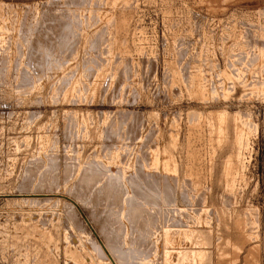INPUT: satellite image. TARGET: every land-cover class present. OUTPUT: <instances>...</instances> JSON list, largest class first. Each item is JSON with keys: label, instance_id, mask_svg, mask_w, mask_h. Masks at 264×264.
<instances>
[{"label": "rangeland", "instance_id": "obj_1", "mask_svg": "<svg viewBox=\"0 0 264 264\" xmlns=\"http://www.w3.org/2000/svg\"><path fill=\"white\" fill-rule=\"evenodd\" d=\"M0 24V264H264V0H0Z\"/></svg>", "mask_w": 264, "mask_h": 264}, {"label": "bare ground", "instance_id": "obj_2", "mask_svg": "<svg viewBox=\"0 0 264 264\" xmlns=\"http://www.w3.org/2000/svg\"><path fill=\"white\" fill-rule=\"evenodd\" d=\"M81 1H82V0H81ZM85 2H86V1H85ZM89 2H90V1H89ZM83 4H84V3H83ZM78 10H79V9H78ZM83 10H84V9H83ZM69 11H71V10L69 9ZM72 12H73V11H72ZM81 12H83V11H81ZM65 13H67V12H65ZM79 13H80V12H79ZM70 14H71V13H70ZM88 14H89V13H88ZM6 15H7V14H6ZM64 15H65V14H64ZM75 15L78 16L77 14H75ZM9 17H10V16H9ZM63 17H64V16H63ZM66 17H67V16H66ZM81 17H82V16H81ZM81 17H80V18H81ZM84 17H86V16L84 15ZM39 18H40V17H39ZM88 18H89V17H88ZM92 18H93V17H92ZM63 19H64V18H63ZM84 19H86V18H84ZM8 20H9V19H8ZM82 20H83V19L81 18V21H82ZM10 21H12V20H10ZM33 21H34V20H33ZM62 21H63V20H62ZM66 21H67V20H66ZM70 21H71V20H70ZM75 21H76V20H75ZM75 21H74V22H75ZM88 21H89V20H88ZM82 22H83V21H82ZM1 23H2V22H1ZM11 23H12V22H11ZM36 23H37V22H36ZM36 23H35V24H36ZM71 23H72V22H71ZM80 23H81V22H80ZM3 24H4V23H3ZM31 24H33V23H31ZM0 25H1V24H0ZM36 25H37V24H36ZM1 26H3V25H1ZM30 26H31V25H30ZM54 26H55V25H54ZM64 26H65V25H64ZM33 27H34V26H33ZM38 27H39V26H38ZM60 27H61V26H60ZM62 27H63V26H62ZM67 27H68V26H67ZM77 27H78V26H77ZM2 28H3V27H2ZM31 28H32V27H31ZM31 28H29V29H31ZM52 28H53V27H52ZM65 29H66V28H65ZM32 30H33V29H31V32H32ZM35 30H36V29H35ZM63 31H64V30H63ZM21 32H22V31H21ZM57 32H59V31H57ZM70 32H71V31H70ZM75 32H76V31H75ZM75 32H74V33H75ZM100 32H101V31H100ZM60 33H61V32H60ZM101 33H102V32H101ZM28 34H29V33H28ZM35 34H37V33H35ZM47 34H48V33H47ZM67 34H68V33H67ZM26 35H27V34H26ZM55 35H56V34H55ZM30 36H31V35H30ZM39 36H41V35H39ZM66 36H67V35H66ZM66 36H65V37H66ZM26 37H27V36H26ZM26 37H24V38H26ZM28 37H29V36H28ZM65 37H64V38H65ZM101 37H102V36H101ZM36 38H37V37H36ZM26 39H27V38H26ZM62 39H63V38H62ZM23 40L26 41L25 39H23ZM43 40H44V39H43ZM24 41H23V42H24ZM23 42H22V43H23ZM27 42H28V41H27ZM31 42H32V41H31ZM53 42H54V41H53ZM64 42H65V41H64ZM18 43H19V42H18ZM57 43H58V42H57ZM27 44H28V43H27ZM37 44H38V43H37ZM42 44H43V43H42ZM72 44H73V43H72ZM72 44H71V45H72ZM5 45H6V44H5ZM17 45H18V44H17ZM45 45H46V44H45ZM58 45L60 46V43H59ZM64 45H65V44H64ZM66 45H67V44H66ZM68 45H69V44H68ZM25 46H26V45H25ZM29 46H30V45H29ZM29 46H27V47H29ZM62 46H63V45H62ZM62 46H61V48H62ZM42 47H44V46H42ZM49 47H50V46H49ZM38 48H39V47H38ZM43 49H44V48H43ZM43 49H41V50H43ZM63 49H64V48H63ZM73 49H74V48H73ZM247 49H248V48H247ZM251 49H252V48H251ZM33 50H34V49H33ZM44 50H46V49H44ZM47 50H48V49H47ZM47 50H46V51H47ZM63 51H64V50H63ZM30 52H31V51H30ZM61 52H62V51H61ZM68 52H69V51H68ZM32 53H33V52H32ZM62 53H63V52H62ZM22 54H23V53H22ZM24 54H25V52H24ZM34 54H36V53L34 52ZM37 54H38V53H37ZM43 54H44V52H43ZM60 54H61V53H60ZM259 54H260V53H259ZM249 55H250V54H249ZM20 56H21V55H20ZM41 56H43L42 58L44 59L45 56L42 55V53H41ZM41 56H40V57H41ZM10 57H11V56H10ZM22 57H23V56H22ZM30 57H31V56H30ZM33 57H34V56H33ZM4 58H5V57H4ZM27 58H28V56H27ZM36 58H37V56H36ZM237 58H238V57H237ZM249 58H250V57H249ZM19 59H20V58H19ZM33 59H34V58H33ZM40 59H41V58H40ZM43 59H42V60H43ZM234 59H235V58H234ZM29 60H30V59H29ZM45 60H46V59H45ZM244 60H245V59H244ZM27 61H28V60H27ZM39 61H40V60H39ZM12 63H13V62H12ZM20 63H21V62H20ZM36 63H37V62H36ZM40 63H41V62H40ZM40 63H39V64H40ZM43 63H44V62H42L41 65H42ZM254 63H255V62H254ZM29 64H30V63H29ZM37 64H38V63H37ZM44 64H45V63H44ZM44 64H43V65H44ZM22 65H23V64H22ZM261 65H262V64H261ZM29 66H30V65H29ZM245 66H246V65H245ZM235 67H236V66H235ZM247 67H248V66H247ZM259 67H260V66H259ZM34 68H35V67H34ZM41 68H42V66H41ZM234 69H235V68H234ZM236 69H237V68H236ZM240 70H241V69H240ZM263 71H264V70H263ZM240 72H241V71H240ZM25 75H26V74H25ZM25 80H26V79H25ZM204 86H205V85H204ZM20 93H21V92H20ZM26 113H27V112H26ZM246 119H247V118H246ZM248 119H249V118H248ZM240 122H241V120H240ZM118 123H119V122H118ZM104 129H105V128H104ZM105 130H106V129H105ZM239 132H240V130L238 131V133H239ZM242 133H243V132H242ZM242 133H240L239 135H237V136L235 137V138H237V140L235 141V143H237L238 141H239V142H240V141L243 142V140H241V134H242ZM116 134H117V133H116ZM236 134H237V132H236ZM140 135H141V134H140ZM245 137H246V136H245ZM129 139H130V138H129ZM242 139H243V138H242ZM149 142H150V141H149ZM237 144H239V143H237ZM241 144L243 145V143H241ZM241 144H240V145H241ZM239 147H240V146H239ZM239 147H238V148H239ZM238 148H237V149H238ZM235 151H236V150H235ZM242 151H243V150H242ZM127 152H128V151H127ZM151 153H153V152H151ZM235 153H236V152H235ZM238 155H239V154H238ZM36 156H37V155H36ZM100 159H101V158H100ZM100 159H99V160H100ZM44 161H45V160H44ZM70 161H71V160H70ZM152 161H153V160H152ZM170 161H171V160H170ZM141 162H142V160H141ZM46 163H47V162H46ZM97 163H98V162H97ZM133 163H134V162H133ZM232 163H233V162H232ZM168 164H169V163H168ZM229 164H230V162H229ZM97 165H98V164H97ZM147 165H148V164H147ZM155 165H156V164H155ZM130 166H131V165H130ZM156 166H157V165H156ZM228 166H229V165H228ZM228 166H227V167H228ZM99 167H100V166H99ZM141 167H142V165H141ZM148 167H149V166H148ZM152 167H153V166H152ZM240 167H241V166H240ZM45 168H46V167H45ZM231 168H232V167H231ZM37 169H38V168H37ZM156 169H157V168H156ZM163 169H164V168H163ZM166 169H167V167H166ZM100 170H101V169H100ZM227 170H229V169L227 168ZM230 170H231V169H230ZM77 171H78V170H77ZM101 171H102V170H101ZM101 171H100V172H101ZM131 171H132V170H131ZM170 171H171V170H170ZM43 173H44V172H43ZM116 174H117V173H116ZM154 174H155V173H154ZM75 175H76V174H75ZM122 175H123V174H122ZM148 175H149V174H148ZM169 175H170V174H169ZM34 176H35V175H34ZM155 176H156V175H155ZM150 177H151V175H150ZM153 177H154V176H153ZM162 177H163V176H162ZM27 178H28V177H27ZM34 178H35V177H34ZM114 178H115V177H114ZM145 178H146V177H145ZM160 178H161V177H160ZM169 178H170V177H169ZM115 179L118 180V178H115ZM154 179H156V178H154ZM107 180H109V179H107ZM143 180H144V179H143ZM150 180H151V178H150ZM165 180H166V178H165ZM112 181H113V180H112ZM122 181H123V180H122ZM124 181H125V179H124ZM139 181H140V180H139ZM163 181H164V180H163ZM178 181H179V180H178ZM126 182H127V181H126ZM154 182H155V181H154ZM169 182H171V179H170ZM124 184H125V183H124ZM131 184H133V183H131ZM141 184H142V183H141ZM141 184H140V185H141ZM146 184H147V183H146ZM101 185H102V184H101ZM109 185H110V184H109ZM113 185H114V184H113ZM113 185H112V186H113ZM121 185H123V184H121ZM136 185H137V184H136ZM152 185H153V184H152ZM173 185H174V184H173ZM178 185H179V184H178ZM183 185H184V183H183ZM227 185H228V184H227ZM227 185H226V186H227ZM229 185H230V184H229ZM229 185H228V186H229ZM233 185H234V184H233ZM86 186H87V185H86ZM123 186H124V185H123ZM138 186H139V185H138ZM175 186H177V185H175ZM226 186H225V187H226ZM115 187H116V186H115ZM124 187L128 188V190L130 191L129 187L131 188V185L128 186V187H127V186H124ZM134 187H135V186H134ZM155 187H156V186H155ZM160 187H161V185H160ZM166 187H167V186H166ZM86 188H87V187H86ZM98 188H99V187H98ZM98 188H97V189H98ZM109 188L111 189V187H109ZM120 188H121V187H120ZM120 188H119V189H120ZM139 188H140V187H139ZM143 188H144V187H143ZM170 188H171V187H170ZM107 189H108V188H107ZM115 189H117V188H115ZM148 189H149V188H148ZM161 189H162V188H161ZM166 189H167V188H166ZM88 190H89V189H88ZM88 190H87V192H88ZM93 190H94V189H93ZM113 190H114V189H113ZM140 190H141V189H140ZM158 190H159V189H158ZM81 191H82V190H81ZM91 191H92V190H91ZM95 191H96V190H95ZM106 191H107V190H106ZM124 191H125V189H124ZM131 191H132V190H131ZM136 191H138V190H136ZM142 191H143V190H142ZM145 191H146V190H145ZM164 191H165V190H164ZM27 192H28V191H27ZM82 192H83V191H82ZM87 192H86V194H87ZM89 192H90V191H89ZM96 192H97V191H96ZM151 192H152V191H151ZM162 192H163V191H162ZM108 193H109V192H108ZM113 193H114V191H113ZM117 193H119L118 190H117ZM130 193H131V192H130ZM138 193H140V192H138ZM159 193H160V192H159ZM179 193H180V192H179ZM29 194H30V193H29ZM29 194H27V195H29ZM37 194H38V193H37ZM81 194H82V193H81ZM88 194H89V193H88ZM90 194H92V193L90 192ZM110 194H112V193H110ZM110 194H109V195H110ZM119 194H120V193H119ZM127 194H128V193H127ZM143 194H144V193H143ZM143 194H142V195H143ZM156 194H157V193H156ZM182 194L184 195V192H183ZM33 195H34V194H33ZM35 195H36V194H35ZM125 195H126V193H125ZM129 195H130V194H129ZM146 195H147V194H146ZM158 195H159V194H158ZM161 195H162V194H161ZM161 195H160V196H161ZM165 195H166V194H165ZM168 195H169V193H168ZM170 195H171V194H170ZM186 195H187V194H186ZM99 196H100V194H99ZM113 196H114V195H113ZM115 196H116V195H115ZM115 196H114V197H115ZM127 196H128V195H127ZM127 196H125V197H127ZM143 196H145V195H143ZM153 196H154V195H153ZM156 196H157V195H156ZM172 196H173V195H172ZM232 196H233V194H232ZM80 197H81V196H80ZM82 197H83V195H82ZM84 197H87V198H88V197H91V195H89V196H85V195H84ZM139 197H141V196L139 195ZM177 197H178V196H177ZM197 197H198V196H197ZM92 198H93V195H92ZM108 198H109V196H108ZM128 198H129V197H128ZM149 198H150V197H149ZM161 198H163V197H161ZM161 198H160V199H161ZM182 198H183V197H182ZM184 198H185V197H184ZM186 198H187V197H186ZM200 198H201V197H200ZM33 199H34V198H33ZM111 199L113 200V198H111ZM122 199H125V198L123 197ZM150 199H151V198H150ZM157 199H158V198H157ZM172 199H173V198H172ZM175 199H176V198H175ZM227 199H228V198H227ZM90 200H91V198H90ZM104 200H105V199H104ZM108 200H109V199H108ZM116 200H117V198H116ZM118 200H119V199H118ZM118 200H117V201H118ZM127 200H128V199H127ZM136 200H137V199H136ZM162 200H163V199H162ZM177 200H178V199H177ZM88 201H89V200H88ZM121 201H122V200H121ZM140 201H141V200H140ZM143 201H144V199H143ZM157 201H158V200H157ZM174 201H175V200H174ZM174 201H172V202H174ZM109 202H110V200H109ZM128 202H129V201H128ZM135 202H136V201H135ZM149 202H150V201H149ZM152 202H153V200H152ZM155 202H156V201H155ZM158 202L160 203V201H158ZM165 202H166V201H165ZM175 202H176V201H175ZM185 202H186V201H185ZM106 203H107V202H106ZM118 203H119V202H118ZM118 203H115V205L118 204ZM120 203H121V202H120ZM122 203H123V202H122ZM125 203H126V202H125ZM131 203H132V201H131ZM138 203H139V201H138ZM142 203H143V202H142ZM91 204H92V203H91ZM91 204H90V205H91ZM104 204H105V203H104ZM108 204H109V203H108ZM129 204H130V203H129ZM144 204H146V202H144ZM144 204H142V205H144ZM149 204H150V203H149ZM155 204H157V203H155ZM167 204H168V203H167ZM196 204H197V203H196ZM112 205H113V204H112ZM119 205H120V204H119ZM123 205H125V204H123ZM131 205H132V204H131ZM131 205H130V207H131ZM134 205H135V204H134ZM140 205H141V204H140ZM152 205H153V204H152ZM157 205H158V204H157ZM160 205H161V204H160ZM162 205H163V204H162ZM165 205H166V204H165ZM102 206H103V205H102ZM135 206H136V205H135ZM144 206H146V205H144ZM144 206H143V207H144ZM148 206H149V205H148ZM154 206H155V205H154ZM154 206H153V207H154ZM167 206H168V205H167ZM112 207H115V206H111V208H112ZM116 207H117V205H116ZM121 207H123V206H121ZM169 207H170V206H169ZM171 207H172V206H171ZM175 207H176V206H175ZM123 208H124V207H123ZM123 208H122L121 210H123ZM127 208H129V207H128V204H127ZM127 208H126V209H127ZM133 208H134V207H133ZM136 208H137V207H136ZM139 208H140V207H139ZM145 208L148 209L147 206H146ZM156 208H158V207H155V209H156ZM160 208H161V206H160ZM160 208H159V209H160ZM178 208H179V207H178ZM109 209H110V206H109ZM115 209H116V208H115ZM117 209H118V207H117ZM149 209H151V208H149ZM153 209H154V208H153ZM162 209H163V208H162ZM162 209H161V212H162ZM164 209H165V207H164ZM170 209H171V208H170ZM172 209H173V208H172ZM107 210H108V209H106V211H107ZM111 210H112V209H111ZM136 210H139V209H136ZM165 210H166V209H165ZM177 210H178V209H177ZM177 210H176V211H177ZM113 211H114V210H113ZM129 211H130V210H129ZM131 211H132V209H131ZM131 211H130V213H131ZM134 211H135V210H134ZM134 211H133V212H134ZM141 211H142V210H141ZM141 211H138V212H141ZM149 211L151 212V210H149ZM154 211H155V210H154ZM154 211H153V212H154ZM168 211H169V208H168ZM173 211H175V210H172V212H173ZM178 211H179V210H178ZM109 212H110V211H109ZM119 212H120V210H119ZM119 212H118V214H119ZM124 212H125V211H124ZM124 212H123V213H124ZM126 212H127V210H126ZM169 212H170V211H169ZM186 212H187V210H186ZM96 213H97V212H96ZM110 213L113 214V212H110ZM127 213H128V212H127ZM127 213H126L125 215H127ZM146 213H147V212H146ZM155 213H157V212L155 211ZM155 213H153L152 215H154ZM159 213H160V212H159ZM162 213H163V212H162ZM170 213H171V212H170ZM170 213L167 212V214H170ZM188 213H189V212H188ZM118 214H116V215H118ZM140 214H141V213H140ZM149 214H150V213H149ZM173 214H174V213L170 214V216H172ZM176 214H177V213H175V216H176ZM183 214H184V213H183ZM102 215H103V214H102ZM136 215H138V214H136ZM145 215H146V214H144V216H145ZM150 215H151V214H150ZM156 215H157V214H155L154 217H155ZM160 215H162V214H160ZM177 215H178V214H177ZM112 216L115 217V215H112ZM121 216H122V215H120V216L118 215V217H120V218L122 219ZM132 216H133V215H131V217H132ZM163 216H164V215H163ZM166 216H167V215H166ZM166 216H165V217H166ZM192 216H193V215H192ZM113 217H111V219H112ZM128 217H129V216H128ZM146 217H147V216H146ZM157 217H158V216H157ZM165 217H162V218H165ZM179 217H180V215H179ZM181 217H182V216H181ZM105 218H106V215H105ZM107 218H108V217H107ZM109 218H110V217H109ZM109 218H108V219H109ZM123 218H124V217H123ZM139 218L142 219L141 217H139ZM143 218H144V217H143ZM166 218H167V217H166ZM169 218H171V217H169ZM169 218H168V219H169ZM173 218H175L174 215H173V217H172V220H173ZM177 218H178V217H176V219H177ZM184 218H185V217H184ZM191 218H193V217H191ZM191 218H190V219H191ZM99 219H100V218H99ZM114 219H116V218H113V220H114ZM127 219H128V218H127ZM131 219H132V218H131ZM145 219H146V218H145ZM145 219H144V220H145ZM148 219H149V218H148ZM150 219H151V217H150ZM157 219H160V217L157 218ZM176 219H174L175 222H176ZM182 219H183V218H182ZM182 219H181V220H182ZM106 220H107V219H106ZM113 220H112V221H113ZM165 220H166V219H164V220L162 219V221H164V223L167 222V221H165ZM172 220H169V221H170V224H171V221H172ZM181 220H179V218H178V221H179V222H180ZM188 220H189V219H188ZM240 220H241V219H240ZM107 221H109V220H107ZM107 221H103V222L105 223V224L103 223V224H104V225H103L104 227H109V226L106 225V224L108 223ZM112 221H111V223H112ZM130 221H131V220H130ZM106 222H107V223H106ZM115 222H116V221H114V223H115ZM121 222H122V220H121ZM123 222H127V220H126V221H123ZM134 222H135V221H134ZM136 222H137V221H136ZM136 222H135V226H136ZM140 222H141V221H140ZM151 222H152V221H151ZM153 222L156 223V221H154V220H153ZM157 222H158V221H157ZM183 222H184V221H183ZM238 222H239V221H238ZM116 223H118V222H116ZM119 223H120V222H119ZM128 223H129V222H128ZM148 223H149V222H148ZM148 223H147V224H148ZM155 223H154V224H155ZM164 223H163V224H164ZM177 223H178V222H177ZM177 223H176V225H177V227H179ZM123 224H124V223H123ZM125 224H126V223H125ZM129 224H131V223H129ZM132 224H133V222H132ZM154 224H153V225H154ZM157 224H158V223H157ZM157 224H156V225H157ZM168 224H169V222H168ZM170 224H169V225H170ZM173 224L175 225V223H173ZM105 225H106V226H105ZM108 225H109V223H108ZM137 225H138V224H137ZM140 225H144V226H145L146 224H145V223H144V224H141V223H140ZM169 225H167L168 228H169ZM174 225H173V227H174ZM181 225H182V224H181ZM120 226H122L121 223H120ZM124 226H125V225H124ZM126 226H127V224H126ZM126 226H125V227H126ZM129 226H130V225H128V228H130ZM146 226H147V225H146ZM158 226H159V224H158ZM158 226H157V227H158ZM162 226H164V225H162ZM112 227H114V226H112ZM115 227H116V226H115ZM139 227H140V226H139ZM152 227H154V226H152ZM177 227H176V228H177ZM180 227H181V226H180ZM185 227H186V226H185ZM110 228H111V227H110ZM128 228H127V229H128ZM134 228H135V227H134ZM145 228H146V227H145ZM145 228H142V227H141L140 229H145ZM158 228H160V227H158ZM161 228H162V227H161ZM161 228H160V229H161ZM165 228H166V225H165ZM171 228H172V227H171ZM176 228H175V229H176ZM114 229H115V228H114ZM117 229H118V227H117ZM121 229H123V228H121ZM132 229H133V228H132ZM135 229H136V228H135ZM146 229H147V228H146ZM146 229H145V230H146ZM148 229H149V227H148ZM155 229H156V228H155ZM160 229H156V230H159V231H160ZM162 229H163V228H162ZM169 229H170V228H169ZM169 229H168V230H167V229H166V230L164 229V230H165V233H163V234H165V235H164V242H165L166 245L176 243V242H175V239H176L175 236L177 235V233H176V235H173V232L171 233V231H169ZM173 229H174V228H173ZM173 229H172V230H173ZM177 229L179 230L180 228H177ZM182 229H183V231H184V228H182ZM102 230H103V229H102ZM105 230H106V229H105ZM109 230H111V229H109ZM109 230L107 229V231H109ZM118 230H119V229H118ZM129 230H130V229H129ZM138 230H139V228H138ZM186 230H188V228H186ZM107 231H106V232H107ZM123 231H124V230H123ZM125 231H126V229H125ZM125 231H124L123 234H125ZM133 231H135V230H133ZM142 231H143V230H142ZM150 231H152V230H149V232H150ZM161 231H162V230H161ZM175 231H176V230H175ZM175 231H174V232H175ZM109 232H110V231H109ZM121 232H122V231H121ZM130 232H131V231H130ZM157 232H158V231H157ZM162 232H164V231H162ZM177 232H178V231H177ZM179 232H182V231H179ZM114 233H115V231L113 232V235H111V233L109 234V236L111 235V236H110V241H111V237L114 236ZM137 233H139V232L137 231L136 234H137ZM152 233H154V232L152 231L151 234H152ZM183 233H184V232H183ZM187 233H188V231H187ZM187 233H185V234H187ZM189 233H190V231H189ZM194 233H195V232H194ZM194 233H193V234H194ZM116 234H117V232H116ZM118 234H119V233H118ZM123 234H122V235H123ZM132 234H133V232H132ZM134 234H135V233H134ZM146 234H148V233H146ZM154 234H155V233H154ZM156 234H157V233H156ZM158 234H159V232H158ZM185 234H184V235H185ZM198 234H199V233H198ZM200 234H201V233H200ZM200 234H199V235H200ZM120 235H121V234H120ZM120 235H118V236H120ZM122 235H121V236H122ZM139 235H140V234H139ZM142 235H143V234H142ZM142 235H141V236H142ZM184 235H182V236H183V237H186V235H185V236H184ZM187 235L189 236V234H187ZM191 235H192V233H191ZM125 236H126V235H125ZM125 236H124V237H125ZM129 236H131V234H130ZM137 236H138V235H137ZM141 236H140V237H141ZM148 236H149V235H148ZM155 236H156V235H155ZM162 236H163V235H162ZM178 236H179V235H177V237H178ZM182 236H180V237L182 238ZM192 236H193V235H192ZM192 236H191V237H192ZM202 236H203V235H202ZM206 236H207V235H206ZM122 237H123V236H122ZM133 237H134V236H133ZM135 237H136V236H135ZM159 237H160V236H158V239H159ZM180 237H179L178 239H179V241H182V239L180 240ZM189 237H190V236H189ZM204 237H205V236H204ZM204 237H203V238H204ZM108 238H109V237H108ZM120 238H121V237H120ZM120 238H118V239H120ZM130 238H131V237H130ZM112 239H115V240H116V239H117V236H116V238H113V237H112ZM125 239H126V237H125ZM125 239H124V240H125ZM127 239H128V238H127ZM145 239H146V238H145ZM149 239H150V238H149ZM151 239H152V238H151ZM151 239H150V240H151ZM183 239H186L185 241L187 242V237H186V238H183ZM121 240H122V238H121ZM121 240H120V241H121ZM124 240H123V241H124ZM132 240H134V239H132ZM136 240H137V239H136ZM136 240H135V241H136ZM147 240H148V239H147ZM188 240H189V238H188ZM190 240H191V238H190ZM190 240H189V241H190ZM112 241H113V240H112ZM125 241H126V240H125ZM129 241H131V240H129ZM176 241H177V239H176ZM189 241H188V242H189ZM199 241H200V240H199ZM118 242H119V240H118ZM152 242H153V240H152ZM162 242H163V240H162ZM110 243H111V242H110ZM123 243H124V242H123ZM129 243H130V242H129ZM139 243H141V241H140ZM143 243H144V242H143ZM153 243L155 244V242H153ZM192 243H193V242H192ZM115 244H117V243H115ZM118 244L122 245L121 243H118ZM118 244H117V245H118ZM125 244H126V243H125ZM125 244H124V245H125ZM130 244H131V243H130ZM144 244H146V242H145ZM148 244H149V243H148ZM150 244H151V242H150ZM150 244H149V245H150ZM154 244H152V245H154ZM177 244H178V243H177ZM179 244H180V242H179ZM124 245H123V246H124ZM135 245H137V244H135ZM140 245H141V244H140ZM156 245H157V244H156ZM156 245H155V248H156ZM166 245H165V246H166ZM104 246H105V245H104ZM113 246H114V245H113ZM138 246H139V245H138ZM141 246H142V245H141ZM145 246H147V245H145ZM145 246L143 245L142 247L145 248ZM182 246H183V245H182ZM117 247H118V249H119V246H117ZM133 247H134V246H132V248H133ZM136 247H137V246H136ZM136 247H134V248L136 249ZM142 247H141V248H142ZM149 247H150V246H149ZM159 247H160V246H159ZM163 247H164V246H163ZM171 247H172V246H171ZM187 247H188V246H187ZM191 247H192V246H191ZM99 248H100V247H99ZM101 248H102V247H101ZM105 248H106V247H105ZM122 248H123V247H122ZM125 248H126V247H125ZM139 248H140V247H139ZM146 248H147V247H146ZM146 248H145V249H146ZM166 248H167V249H166V253H167V255H168L169 253H171V251L168 250L169 247H166ZM96 249H97V248H96ZM116 249H117V248H116ZM116 249H115V251H118V250H116ZM129 249H130V248H129ZM162 249H163V248H162ZM98 250H99V249H98ZM100 250H102V249H100ZM112 250H113V249H112ZM143 250H144V249H143ZM146 250H147V249H146ZM148 250H149V249H148ZM152 250H153V249H152ZM178 250H179V249H178ZM178 250H177V253L179 252ZM103 251H104V250H103ZM115 251H114V252H115ZM122 251H123V250H122ZM128 251H129V250L127 249V252H128ZM132 251H133V250H132ZM132 251H130L129 253L131 254ZM141 251H142V250H141ZM141 251H140V252H141ZM150 251H151V250H150ZM153 251H154V250H153ZM159 251H160V250H159ZM190 251H192V250H190ZM89 252H90V251H89ZM125 252H126V249H125ZM151 252H152V251H151ZM151 252H150V253H151ZM172 252H173V251H172ZM174 252H175V251H174ZM181 252H182V251H181V249H180L179 254H180ZM143 253H144V251H143ZM145 253H146V251H145ZM154 253H157V252H154ZM166 253H165V255H166ZM182 253H184V252H182ZM185 253L188 255L187 252H185ZM185 253H184L183 255H181V257H182V256H185ZM108 254H109V255H106V256H108V259H107V260H109L110 264H113V263H114V264H117L115 258L113 257V255L110 254V253H108ZM120 254H121V253H120ZM130 254H128V255H130ZM135 254H137V253H135ZM152 254H153V253H152ZM152 254H150V255H152ZM91 255H92V254H91ZM104 255H105V254H104ZM104 255H102V256H104ZM123 255H124V253H123ZM123 255L121 254V256L124 258ZM128 255H125V257L128 256ZM146 255L149 256L148 253H147ZM172 255H173V254H169L168 256L173 257ZM174 255H175V254H174ZM176 255H178V254H176ZM190 255H191V254H189V256H187V258H190V257H191ZM192 255H194V254H192ZM195 255H196V254H195ZM99 256H100V255H99ZM137 256H138V255H137ZM152 256H154V255H152ZM156 256H157V255H156ZM168 256H167V257H164V258H167V260H169V261L173 259V258H172V259H169ZM115 257H116V256H115ZM131 257H132V256H131ZM139 257H140V256H139ZM139 257H137V258H139ZM146 257H147V256H146ZM154 257H155V256H154ZM157 257H158V259H160L159 256H157ZM175 257H176V256H175ZM193 257H194V256H193ZM106 258H107V257H106ZM106 258H105V261H106ZM123 258H122V259H123ZM142 258H143V257H142ZM151 258H152V257H151ZM164 258H162V263H165V262H163V259H164ZM176 258H178V256H177ZM182 258H184V257H182ZM187 258H186V261L184 260V261H185V264H186V262H187V263L190 262V261L188 262L189 259H187ZM194 258H195V257H194ZM119 259H120V258H119ZM140 259H141V258H140ZM140 259H139V260H140ZM144 259H145V258H144ZM144 259L141 260V264H143L142 261H143V262L145 261L144 263H146V262L148 261V260H146V259L144 260ZM149 259H150V258H149ZM174 259H175V258H174ZM174 259H173V260H174ZM180 259H181V258H180ZM184 259H185V258H184ZM191 259H192V258H191ZM68 260H69V259H68ZM75 260H76V259H75ZM125 260H126V259H125ZM127 260H129V258H128ZM133 260H134V259H133ZM135 260L139 261L138 259H135ZM151 260H153V259H151ZM156 260H157V259H156ZM167 260H166V263H167V264H181V263L184 264V263L182 262L183 259H182L181 261H177V262H175V263H174V261H176V259H175L174 261H172L173 263H172V262L170 263V262L167 261ZM194 260H195V259H194ZM131 261H132V260H131ZM158 261L160 262V260H158ZM191 261H192V260H191ZM71 262H72V261H71ZM127 262H128V261H127ZM127 262H126V264H127ZM152 262H154V260H153ZM180 262H181V263H180ZM193 262H194V261H193ZM193 262H191V263H193ZM74 263H75V262H74ZM121 263H122V262H121ZM128 263H130V262H128ZM131 263H132V262H131ZM131 263H130V264H131ZM148 263H150V261H148L147 264H148ZM78 264H79V263H78ZM100 264H101V263H100ZM134 264H136V263H134ZM154 264H155V263H154ZM160 264H161V263H160Z\"/></svg>", "mask_w": 264, "mask_h": 264}]
</instances>
